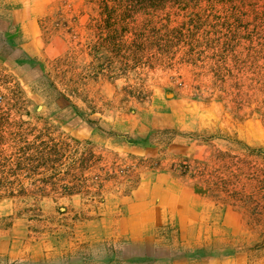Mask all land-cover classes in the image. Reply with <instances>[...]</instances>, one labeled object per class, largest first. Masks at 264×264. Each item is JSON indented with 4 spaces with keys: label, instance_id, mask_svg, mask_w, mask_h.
<instances>
[{
    "label": "rangeland",
    "instance_id": "1",
    "mask_svg": "<svg viewBox=\"0 0 264 264\" xmlns=\"http://www.w3.org/2000/svg\"><path fill=\"white\" fill-rule=\"evenodd\" d=\"M64 4L85 14L75 19L83 26L84 45L88 42L76 59L78 73L84 74L68 81L64 92L50 76L41 77L33 87L47 95L44 100L27 96L25 84L0 62V135L14 142L1 148L0 156L18 154L16 139L34 132L58 139L63 131L58 125L67 124L69 154L78 155V163L69 167L75 169L69 185L83 192L80 216L89 219L106 202L128 194L139 173L134 156H111L101 163L83 141L163 149L175 138V144L188 146L177 161L180 171L213 203L244 209L253 233H260L252 243L264 257V0ZM39 122L54 129L37 128ZM15 180L0 179L9 188L17 187ZM15 198L17 203L4 199L2 204L26 210L35 200L33 195ZM64 203L56 205V217ZM93 245H81L83 264H123L118 250Z\"/></svg>",
    "mask_w": 264,
    "mask_h": 264
},
{
    "label": "crops",
    "instance_id": "2",
    "mask_svg": "<svg viewBox=\"0 0 264 264\" xmlns=\"http://www.w3.org/2000/svg\"><path fill=\"white\" fill-rule=\"evenodd\" d=\"M76 1L0 0V62L25 84L27 96L47 99L33 87L45 75L64 92L68 81L84 74L78 73L76 59L88 42L84 45L83 26L75 19L85 14L64 4ZM90 46L93 55L94 44ZM34 125L54 129L52 123ZM58 126L63 128L58 139L50 132H34L16 139L18 154L0 156V179L17 183L9 188L0 181V195H5L0 196V264H83L80 247L87 242L103 246L104 252L106 247L118 250L123 264H264L252 243L260 233H253L244 209L238 203L215 204L196 191L177 164L188 146L175 144V138L163 149L110 139L83 141L100 162L134 156L139 176L119 201L106 202L102 212L82 218L83 192L69 185L75 170L69 167L78 163V155L69 154L68 125ZM10 143L0 135V150ZM16 195H33L34 204L8 210L3 200L17 203ZM59 203L65 206L56 217Z\"/></svg>",
    "mask_w": 264,
    "mask_h": 264
},
{
    "label": "built area",
    "instance_id": "3",
    "mask_svg": "<svg viewBox=\"0 0 264 264\" xmlns=\"http://www.w3.org/2000/svg\"><path fill=\"white\" fill-rule=\"evenodd\" d=\"M3 100H4V98H3V95H2V94H0V105H2V104H3Z\"/></svg>",
    "mask_w": 264,
    "mask_h": 264
},
{
    "label": "trees",
    "instance_id": "4",
    "mask_svg": "<svg viewBox=\"0 0 264 264\" xmlns=\"http://www.w3.org/2000/svg\"><path fill=\"white\" fill-rule=\"evenodd\" d=\"M133 141V140H132ZM132 141H129V142H132Z\"/></svg>",
    "mask_w": 264,
    "mask_h": 264
}]
</instances>
